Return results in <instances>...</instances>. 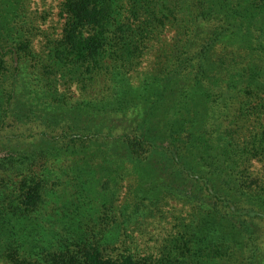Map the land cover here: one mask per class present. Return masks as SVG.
Wrapping results in <instances>:
<instances>
[{"label":"trees","instance_id":"1","mask_svg":"<svg viewBox=\"0 0 264 264\" xmlns=\"http://www.w3.org/2000/svg\"><path fill=\"white\" fill-rule=\"evenodd\" d=\"M0 264H264V0H0Z\"/></svg>","mask_w":264,"mask_h":264}]
</instances>
